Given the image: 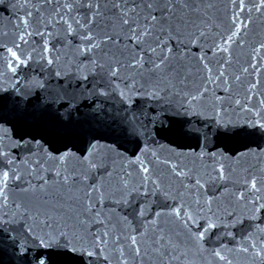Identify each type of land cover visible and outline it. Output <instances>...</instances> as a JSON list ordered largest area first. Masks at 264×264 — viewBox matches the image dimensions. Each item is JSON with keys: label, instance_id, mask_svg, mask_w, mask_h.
I'll use <instances>...</instances> for the list:
<instances>
[{"label": "snow or ice", "instance_id": "6c2138e0", "mask_svg": "<svg viewBox=\"0 0 264 264\" xmlns=\"http://www.w3.org/2000/svg\"><path fill=\"white\" fill-rule=\"evenodd\" d=\"M19 7L13 30L0 32V122H12L8 109L13 119L53 123L88 101V122L113 143L98 156L95 131L80 154L35 138L0 139V243L6 236L20 258L30 246L55 245L85 264H234L233 252L264 264V34L253 28L264 23V0ZM167 112L198 151L150 146ZM221 128L232 129L242 151H208L210 132ZM127 138L138 149L130 157L117 149ZM248 157L255 163L221 187L226 170ZM27 264L47 258L37 252Z\"/></svg>", "mask_w": 264, "mask_h": 264}, {"label": "water", "instance_id": "95a60500", "mask_svg": "<svg viewBox=\"0 0 264 264\" xmlns=\"http://www.w3.org/2000/svg\"><path fill=\"white\" fill-rule=\"evenodd\" d=\"M23 2L24 0H2V3H0V32L5 29L9 32L12 31L13 25L17 21V16L22 11L19 4Z\"/></svg>", "mask_w": 264, "mask_h": 264}]
</instances>
